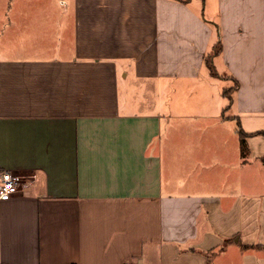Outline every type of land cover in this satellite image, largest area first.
Instances as JSON below:
<instances>
[{"label": "crops", "instance_id": "0c3cea01", "mask_svg": "<svg viewBox=\"0 0 264 264\" xmlns=\"http://www.w3.org/2000/svg\"><path fill=\"white\" fill-rule=\"evenodd\" d=\"M258 133L264 0H0V264H264Z\"/></svg>", "mask_w": 264, "mask_h": 264}, {"label": "built area", "instance_id": "2783aa9c", "mask_svg": "<svg viewBox=\"0 0 264 264\" xmlns=\"http://www.w3.org/2000/svg\"><path fill=\"white\" fill-rule=\"evenodd\" d=\"M33 179L34 176H22L0 170V201H7L21 193L31 185ZM125 264L132 263L126 262Z\"/></svg>", "mask_w": 264, "mask_h": 264}, {"label": "trees", "instance_id": "16d2710c", "mask_svg": "<svg viewBox=\"0 0 264 264\" xmlns=\"http://www.w3.org/2000/svg\"><path fill=\"white\" fill-rule=\"evenodd\" d=\"M214 53H216V51ZM258 134H261L264 136V133H258ZM244 138H245V135L242 132H239V142H240L241 155H244V153L246 151Z\"/></svg>", "mask_w": 264, "mask_h": 264}, {"label": "rangeland", "instance_id": "374dc122", "mask_svg": "<svg viewBox=\"0 0 264 264\" xmlns=\"http://www.w3.org/2000/svg\"><path fill=\"white\" fill-rule=\"evenodd\" d=\"M201 2H202V0H201ZM202 18L208 19V12L207 11H204V12L202 11ZM211 68H212L214 73H217L219 71V69L216 65L214 67H212V65H211Z\"/></svg>", "mask_w": 264, "mask_h": 264}]
</instances>
